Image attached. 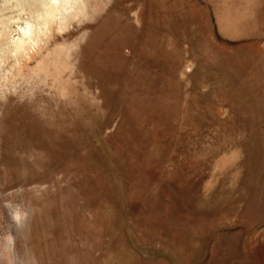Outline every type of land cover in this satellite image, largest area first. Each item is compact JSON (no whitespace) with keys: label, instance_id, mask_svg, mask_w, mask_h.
<instances>
[{"label":"rangeland","instance_id":"1","mask_svg":"<svg viewBox=\"0 0 264 264\" xmlns=\"http://www.w3.org/2000/svg\"><path fill=\"white\" fill-rule=\"evenodd\" d=\"M0 264H264V0H0Z\"/></svg>","mask_w":264,"mask_h":264}]
</instances>
